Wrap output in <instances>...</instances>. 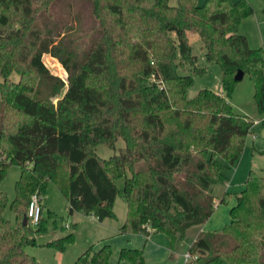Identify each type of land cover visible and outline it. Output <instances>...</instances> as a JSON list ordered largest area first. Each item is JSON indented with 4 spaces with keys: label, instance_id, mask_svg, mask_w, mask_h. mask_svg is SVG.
I'll list each match as a JSON object with an SVG mask.
<instances>
[{
    "label": "trees",
    "instance_id": "16d2710c",
    "mask_svg": "<svg viewBox=\"0 0 264 264\" xmlns=\"http://www.w3.org/2000/svg\"><path fill=\"white\" fill-rule=\"evenodd\" d=\"M0 0V185L20 170L15 199L0 192V264H39L24 252L34 245L27 208L53 184L68 214L114 219L120 197L127 209L121 233L160 235L173 250L186 232L207 223L215 208L211 187L228 181L254 123L229 103L241 71L264 99L263 48L251 50L238 32L251 17L249 0ZM264 15V10H263ZM221 71L222 94L187 97L192 77L180 76L196 57ZM171 34H175L172 38ZM58 61L63 82L43 63ZM17 76V81L12 76ZM118 154L103 160L98 146ZM124 180L118 188L115 181ZM226 196L218 204H224ZM9 207L13 226L4 219ZM26 217V224L23 219ZM220 232L200 234L188 249L192 264H264V175L249 173ZM73 236L50 244L59 252ZM119 262L145 264L139 250ZM108 245L88 249L73 264H109Z\"/></svg>",
    "mask_w": 264,
    "mask_h": 264
},
{
    "label": "rangeland",
    "instance_id": "374dc122",
    "mask_svg": "<svg viewBox=\"0 0 264 264\" xmlns=\"http://www.w3.org/2000/svg\"><path fill=\"white\" fill-rule=\"evenodd\" d=\"M204 1L197 0L198 5L203 6ZM230 1L236 2V0ZM168 3L170 7L177 6L176 0H168ZM249 4L252 7L251 17L242 21L238 32L247 39L248 48L259 50L263 48L264 43V0H249ZM171 37L174 38L175 34H171ZM188 44L192 49V54L196 57L197 68L204 72L201 75H194L190 66L178 69L177 73L180 76L192 77L193 85L190 87L187 97L189 99L195 98L200 91L206 89L214 94L221 95L223 92L220 68L216 64L206 61L204 49H202L201 42L196 34L188 33ZM43 63L54 76L63 82L66 80L67 75L57 60L47 55L43 58ZM17 78L15 75L12 76L14 82L17 81ZM229 103L234 113L249 118L254 123V127L251 134L245 139V147L239 156L238 163L227 173L228 181L223 185L216 184L211 187L216 208H220L224 212L227 210L228 213L235 206L236 198L244 190V183L249 173L264 175V99L262 108H258L254 95V85L247 76H244L243 80L237 83L233 89ZM115 146V149L111 150L106 146L100 145L95 153L97 157L107 160L118 154L119 149L125 147L121 140L117 141ZM19 175L20 170L17 167H11L0 185V192L8 196L10 203L15 199L14 187ZM115 183L118 188H122L124 180H117ZM45 195L44 208L42 210L44 231H41L39 227L31 226L28 220L27 226L31 229L34 245L24 247L25 254L37 263L73 264L88 249L96 252L105 245H108L111 249L112 257L110 261H112L114 259V250L116 251L117 249L119 254L122 249L129 248L128 238L131 234L117 233L118 229L124 225L127 215V209L120 197L116 198L113 205L114 219H106L99 224L93 217L83 216L79 213L69 215L64 196L52 183L47 186ZM225 195H227L225 203L218 204ZM216 208L214 211H216ZM4 219L13 226L16 224L15 215L10 211L9 207L4 211ZM69 235L73 236V243L69 244L63 252H59L54 247H49L53 242ZM122 242L126 245L125 247H123L124 244ZM189 242L190 240L185 239L181 243L182 248L177 247L175 253L178 254L179 250L184 251ZM118 260L119 256L116 264H128Z\"/></svg>",
    "mask_w": 264,
    "mask_h": 264
},
{
    "label": "crops",
    "instance_id": "0c3cea01",
    "mask_svg": "<svg viewBox=\"0 0 264 264\" xmlns=\"http://www.w3.org/2000/svg\"><path fill=\"white\" fill-rule=\"evenodd\" d=\"M219 210L220 208H216V211H214V213L212 214V216L210 217V219L207 221L206 224L201 226H195L194 228L186 232L185 238L190 240V242L188 243L189 245L186 248H184V251L179 250L178 254L175 253L176 252L175 250L177 247L180 248L181 244L179 246H176L173 250H171L169 247L168 240L160 235H150L149 237L145 238L143 235L140 234H133V233L131 234L129 232H126L127 234H131L128 238L129 239L128 249L141 251L142 255L144 256L145 264H192L185 262V256L187 255L188 249L195 242L196 237L200 234H210L211 232H220L224 227H226V225L230 223L229 222L230 217H228L229 213L227 212V210L225 212L223 210L222 211ZM123 226H121L118 229L117 233L126 234V233H121L120 231V229ZM122 244L124 243L122 242ZM125 246L126 245L124 244L123 247ZM117 255L118 252L116 249V251L114 250V255H113L114 259H112V261H110L109 264L117 263V258H118Z\"/></svg>",
    "mask_w": 264,
    "mask_h": 264
},
{
    "label": "built area",
    "instance_id": "2783aa9c",
    "mask_svg": "<svg viewBox=\"0 0 264 264\" xmlns=\"http://www.w3.org/2000/svg\"><path fill=\"white\" fill-rule=\"evenodd\" d=\"M27 211L28 212H27L26 217L29 220L31 226H37V223L39 221L40 214H41L40 206H39V197L37 195L33 196V198L31 199V202L29 203ZM195 259H196V257L193 258L188 253L185 256V262H188V263L194 262Z\"/></svg>",
    "mask_w": 264,
    "mask_h": 264
},
{
    "label": "water",
    "instance_id": "95a60500",
    "mask_svg": "<svg viewBox=\"0 0 264 264\" xmlns=\"http://www.w3.org/2000/svg\"><path fill=\"white\" fill-rule=\"evenodd\" d=\"M243 77H244V74L241 71H238L237 74L234 76L233 80H235L236 83L237 82L239 83L243 80ZM25 224H26V217H24V219H23V225H25Z\"/></svg>",
    "mask_w": 264,
    "mask_h": 264
}]
</instances>
